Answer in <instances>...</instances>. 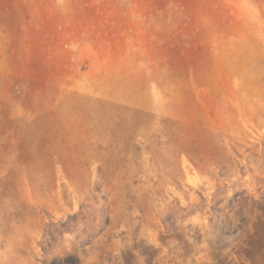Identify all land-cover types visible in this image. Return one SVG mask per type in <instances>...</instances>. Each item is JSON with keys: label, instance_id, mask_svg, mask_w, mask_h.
<instances>
[{"label": "rangeland", "instance_id": "rangeland-1", "mask_svg": "<svg viewBox=\"0 0 264 264\" xmlns=\"http://www.w3.org/2000/svg\"><path fill=\"white\" fill-rule=\"evenodd\" d=\"M0 264H264V0H0Z\"/></svg>", "mask_w": 264, "mask_h": 264}]
</instances>
